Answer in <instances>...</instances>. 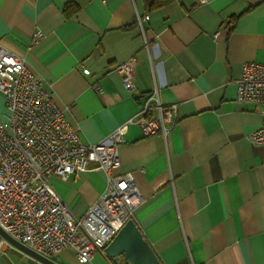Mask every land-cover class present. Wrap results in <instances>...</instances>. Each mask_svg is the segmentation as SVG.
<instances>
[{
	"label": "crops",
	"instance_id": "1",
	"mask_svg": "<svg viewBox=\"0 0 264 264\" xmlns=\"http://www.w3.org/2000/svg\"><path fill=\"white\" fill-rule=\"evenodd\" d=\"M67 7L76 12L67 16ZM137 15L149 17L143 33ZM37 31L42 39L31 45ZM0 45L24 59L88 143L106 139L154 90L177 104L165 140L132 125L119 146L111 174L133 176L143 199L136 226L161 264H264V144L250 140L262 117L235 100L242 65L264 63V0L153 8L146 0H0ZM132 58L135 90L127 91L116 68ZM106 180L92 170L50 184L81 217ZM67 252L52 261L67 264ZM89 264L112 263L94 255Z\"/></svg>",
	"mask_w": 264,
	"mask_h": 264
},
{
	"label": "built area",
	"instance_id": "2",
	"mask_svg": "<svg viewBox=\"0 0 264 264\" xmlns=\"http://www.w3.org/2000/svg\"><path fill=\"white\" fill-rule=\"evenodd\" d=\"M148 19L136 17L142 33ZM41 39L42 34L35 32L31 45ZM135 66L132 58L116 68L127 91L135 90ZM83 74L89 75V71ZM0 94L7 109L0 120V230L50 260L68 250L78 264L91 263L96 254L105 257L104 248L134 218L143 201L131 173L111 174L119 166V146L126 131L136 125L144 136L161 135L165 140L176 126L177 104H163L154 90L145 95L141 108L106 139L95 144L85 142L24 59L1 45ZM235 100L256 106L262 122L250 134V140L264 144V63L242 65ZM92 170L107 175L106 187L83 216L75 217L50 180H67ZM11 247L0 234V256Z\"/></svg>",
	"mask_w": 264,
	"mask_h": 264
},
{
	"label": "water",
	"instance_id": "3",
	"mask_svg": "<svg viewBox=\"0 0 264 264\" xmlns=\"http://www.w3.org/2000/svg\"><path fill=\"white\" fill-rule=\"evenodd\" d=\"M0 234L12 247L41 264H57L15 242L1 230ZM104 255L112 264H161L133 219L128 220L104 248Z\"/></svg>",
	"mask_w": 264,
	"mask_h": 264
},
{
	"label": "rangeland",
	"instance_id": "4",
	"mask_svg": "<svg viewBox=\"0 0 264 264\" xmlns=\"http://www.w3.org/2000/svg\"><path fill=\"white\" fill-rule=\"evenodd\" d=\"M98 255V254H96ZM62 259L67 264H78L72 253H65ZM0 264H41L32 257L18 251L16 248L11 247L5 255L0 256Z\"/></svg>",
	"mask_w": 264,
	"mask_h": 264
},
{
	"label": "trees",
	"instance_id": "5",
	"mask_svg": "<svg viewBox=\"0 0 264 264\" xmlns=\"http://www.w3.org/2000/svg\"><path fill=\"white\" fill-rule=\"evenodd\" d=\"M170 0H146V4L148 8H153V7H161L164 4H166ZM76 9H71V7L66 8V15L70 16L72 13H75Z\"/></svg>",
	"mask_w": 264,
	"mask_h": 264
}]
</instances>
